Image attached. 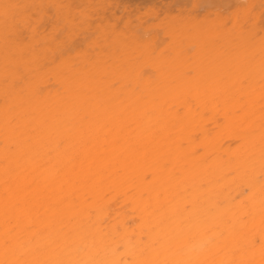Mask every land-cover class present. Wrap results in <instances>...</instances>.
Here are the masks:
<instances>
[{"label": "bare ground", "instance_id": "obj_1", "mask_svg": "<svg viewBox=\"0 0 264 264\" xmlns=\"http://www.w3.org/2000/svg\"><path fill=\"white\" fill-rule=\"evenodd\" d=\"M0 62V264H264V0H0Z\"/></svg>", "mask_w": 264, "mask_h": 264}, {"label": "rangeland", "instance_id": "obj_2", "mask_svg": "<svg viewBox=\"0 0 264 264\" xmlns=\"http://www.w3.org/2000/svg\"><path fill=\"white\" fill-rule=\"evenodd\" d=\"M1 65H2V63L0 62V68H1ZM2 102H3V99H2V95L0 94V108H1Z\"/></svg>", "mask_w": 264, "mask_h": 264}]
</instances>
